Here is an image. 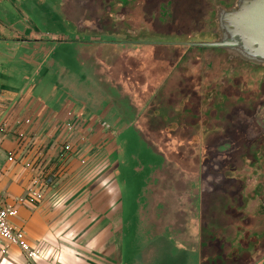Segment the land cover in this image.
<instances>
[{
  "label": "crops",
  "instance_id": "crops-1",
  "mask_svg": "<svg viewBox=\"0 0 264 264\" xmlns=\"http://www.w3.org/2000/svg\"><path fill=\"white\" fill-rule=\"evenodd\" d=\"M33 4L48 20L58 21L59 28L26 37ZM142 4V0H0V195L18 211L10 223L23 230L40 253L34 261L25 257L23 264H121L117 236L123 230L122 204L115 176L105 175L115 145L111 126L105 134L104 122L117 107L122 120L134 124L140 135L145 132L138 121L146 123V106L154 92L150 89L143 99L140 94L149 83L128 81L126 71L132 64L139 71L151 63L153 47L119 42L132 29L143 33L156 28L144 24L153 19L145 17ZM130 19L136 23L118 25ZM64 36L77 38L75 60L41 59L44 51L54 53ZM148 57L151 62L143 60ZM68 65L72 73L63 76ZM105 103L107 108L96 114ZM156 152L163 157L162 169L168 176H151L145 185L149 201L140 211L135 257L127 263L233 261L232 253L222 256L220 248L216 252L207 248L202 206L198 211L193 204L198 196L192 184L199 176L173 172L170 148ZM2 250L3 264H14L9 259L22 254L7 244Z\"/></svg>",
  "mask_w": 264,
  "mask_h": 264
},
{
  "label": "rangeland",
  "instance_id": "rangeland-1",
  "mask_svg": "<svg viewBox=\"0 0 264 264\" xmlns=\"http://www.w3.org/2000/svg\"><path fill=\"white\" fill-rule=\"evenodd\" d=\"M236 2L237 0H205L201 4V9L199 6H191L190 11L187 7V13L184 12L181 16L182 20H185L184 25L189 31L193 29V32L187 33L186 38L188 37L189 40L186 42L218 41L220 36L218 32L219 11L230 10ZM142 3L145 4L139 8L146 11L145 17L153 19L144 20V24L150 22L157 26V22L159 23L155 30L152 28V30L143 32L144 37L147 33L160 34L163 29L161 24H168L172 17L176 18L179 9L182 8L177 5L176 0H142ZM35 7L34 4L30 5L29 20H27L28 29H25L26 37L29 38L32 33H48L59 28L58 21L48 20V17H44ZM132 21L131 25L136 23L130 19V22ZM121 24L122 22L118 23L119 26ZM131 32L132 38L141 34V31L135 29H132ZM62 39V42L57 45L55 54L44 51L40 55L41 59H45L47 63L53 61V56H55V60H62L66 63L70 58L75 60L78 54L76 46H79L76 43L77 38L64 36ZM95 39L98 40V37ZM110 39L101 38L102 41H113ZM178 54L179 52H170L169 50L168 53L159 51L160 56L164 55L168 58H176ZM29 55L32 60V53ZM184 56L185 58L179 65L181 68L184 67V73H187L188 76H200L207 93H214L212 85L215 84L214 78L216 77L218 78H216L217 82L221 83L223 92H230L228 88L230 85H225L228 77H232L233 82L229 81L232 85L237 79L245 82L244 79H248L249 74L252 75L246 72L247 70H254L255 76L264 79V66L256 68L253 65H243L239 58L227 55V52L221 49H190L184 53ZM65 67L62 70L63 76L72 73L71 69H73L69 65ZM262 104H264V100L257 101L253 105L239 101L230 104L229 108L246 109L249 111L248 113L254 112L252 115L257 114L258 123L263 126L264 105L261 106ZM106 108L107 104L105 103L95 112L101 114L99 112ZM116 109L117 107L111 109L114 110L113 115L106 118L104 122L105 134L109 130L108 126H111L112 142L115 145L109 151V167L106 169L105 175L115 176L114 182L119 189L123 230L120 231L117 238L122 245L120 263L128 264L127 262L131 263L135 257V238L138 234V223L141 221L140 211L148 205L149 201V191L147 190L146 193L145 185L150 183L151 176L157 174L168 176V172L165 173L162 169L164 159L156 152L157 149L165 152L167 148H165V142L158 143L165 136L156 130L163 126L159 120L157 123L149 119V124L154 122L152 124L154 134L151 135L145 130L146 132L140 135L134 124L131 125L129 120L124 121L119 117L118 109L117 111ZM145 120L148 119L145 118ZM252 120L254 118H250V121ZM222 135H225V132ZM226 135L231 136L230 133ZM212 137L219 140L216 135ZM216 144V146L200 149H175V153H171V156L176 157L180 164L175 163L172 170L177 175L202 176L201 180L192 184V192L193 194L196 192L198 196L195 203L193 202L198 211L202 206L203 221L207 227V248L210 252H216L215 248H220L222 256L231 257L232 253L234 259L233 261L220 260L217 262L222 264H264V259L258 262L260 258L264 257V149L240 145L229 146V144L221 142ZM183 167L190 169V173L185 172ZM200 195L203 197L201 198ZM230 242L233 244L230 245ZM248 243L251 244L249 249ZM0 252L5 254L6 250H0ZM3 257L4 255L0 256V264H3ZM9 260H12L14 264H23L26 258L23 254L17 253ZM4 264L6 263L4 262Z\"/></svg>",
  "mask_w": 264,
  "mask_h": 264
},
{
  "label": "flooded vegetation",
  "instance_id": "flooded-vegetation-1",
  "mask_svg": "<svg viewBox=\"0 0 264 264\" xmlns=\"http://www.w3.org/2000/svg\"><path fill=\"white\" fill-rule=\"evenodd\" d=\"M237 2L230 10L236 7ZM115 31L120 32L121 30L115 29ZM218 32L220 35L218 40H220L222 37L220 28H218ZM180 33L183 34V31ZM122 38H125V40H121L120 38L119 42H142V40H139V36H133V38L131 36H123ZM110 40H113L109 42L111 44L117 43L116 39ZM184 41L186 42V40H182L177 44L187 46L182 44L185 43ZM148 46L152 47V45ZM151 57L152 59L157 58V52L154 48H152ZM241 61L243 65H253L256 68L264 66V64ZM138 62L142 63L143 60L141 59ZM157 63L156 61L151 62L153 67H156L153 73L155 79H158L157 74L159 73V65ZM169 70L171 74V80L169 81H172L171 89L173 90V94H171V98L169 99L170 111L161 121L164 128L160 132H164L166 135L161 140H157L158 143H168L167 148H170L171 153H175V149L180 148L200 149L207 146H216V143L219 142L229 144V146L240 145L264 149V125H259L257 114L252 115L254 112L248 113L249 111L246 109L234 110L233 108H229L230 104L239 101L253 105L257 101L264 100V79H259V77L255 76L254 70H247L246 72L252 75L249 74L248 79H244L245 82L237 79L234 81V85L229 82L230 80L233 82L232 77H228L229 79L227 78L225 85H230L228 87L230 92H223L220 81L217 82V77L214 78L215 84L212 85L214 93L206 92V89H204L205 84H202L200 76H188L187 73H184L183 66L182 68L181 66L175 68L171 65ZM160 111L161 109H157L156 112L160 113ZM250 118H254V120L250 121ZM138 123H140L139 127L143 128V130L147 131L149 129L147 127L150 125L142 120L139 119ZM223 132H225V135H222ZM229 133L231 136L226 135ZM213 135L219 137V140L217 141L216 137L213 139ZM150 137L152 138V136ZM171 153H169V157L172 159V162L180 164L176 157L171 156ZM183 168L185 169V167ZM185 170V172L190 173V169L186 168ZM201 179L202 176H199L198 180ZM252 243H255V241H252ZM257 244L259 243L257 242ZM250 245L248 243V249Z\"/></svg>",
  "mask_w": 264,
  "mask_h": 264
},
{
  "label": "trees",
  "instance_id": "trees-1",
  "mask_svg": "<svg viewBox=\"0 0 264 264\" xmlns=\"http://www.w3.org/2000/svg\"><path fill=\"white\" fill-rule=\"evenodd\" d=\"M177 1V5L181 6L182 8L179 9L180 11H178L177 13V17H172L171 20L168 22V24H161V28H163L160 34H145V37L142 35L139 36L140 39L142 41H146L141 43H125V44H137L140 46H148V45H152V47L154 48V50H156L157 52V58L153 59V61L158 62L157 64L159 65V73L157 74V78L155 79V81L152 79V76H154V68L153 65L151 63H145L143 65V68H141V70L137 71L136 66H133V68H128L127 69V73H126V78L128 81H136L137 79H139V81L141 82H148V88L147 90H145V93H141V97L143 99H145L147 96H149L150 94V89L153 90L154 92V96H153V100L151 102L148 103V105L146 106V114L149 115L148 120L146 121L147 124H149L150 120H153L155 122L158 123V120H160V123H162V118H165V115H167L168 111L170 110V98H171V94H173V90L171 89V82L169 81L171 80V74H170V66L173 65V67L177 68L179 67V63L181 62L182 59L185 58L184 53L190 49L192 50H197V47H191V46H181L177 43H180V41L182 40H189L186 38L187 33H191L193 32V29H191L190 31L187 29V27L184 25V21L182 20V16L183 13H187L186 12V8L189 7V10L191 11V6H199L201 9V4H203L205 2V0H176ZM174 2V1H172ZM180 12V13H179ZM189 14V13H188ZM173 15V13H172ZM181 16V17H178ZM188 16V15H187ZM152 18V17H150ZM188 22H189V16H188ZM186 20V21H187ZM191 20V19H190ZM158 21V20H157ZM133 23L132 22H126L123 21L122 22V26L127 27L129 24ZM156 26V24H155ZM157 26H159V23L157 22ZM156 26V28H157ZM156 28H154L153 30H155ZM159 31V30H158ZM183 31V34H181L180 32ZM131 36V35H128ZM182 39V40H181ZM121 40H125V38L121 37ZM157 42V43H154ZM185 42V41H184ZM191 42V41H190ZM124 43V42H122ZM218 49V48H216ZM165 51L166 53H168V50L170 52H179V54L177 55L176 58H168L167 56H160L159 55V51ZM137 58L132 59V61H136ZM143 60H147L148 62H151V57L148 58H143ZM164 108V109H163ZM157 109H161L160 113H157ZM166 110V112H164V110ZM150 119V120H149ZM154 123V122H153ZM152 123V124H153ZM152 124H149L150 126L147 127L149 128L148 130H151L154 132L153 130V126ZM156 124V123H155ZM162 128H164L163 126L158 129H156L157 131H162ZM163 133L164 135H166V133L164 132H160ZM247 246V244H246Z\"/></svg>",
  "mask_w": 264,
  "mask_h": 264
},
{
  "label": "water",
  "instance_id": "water-1",
  "mask_svg": "<svg viewBox=\"0 0 264 264\" xmlns=\"http://www.w3.org/2000/svg\"><path fill=\"white\" fill-rule=\"evenodd\" d=\"M218 22L220 40L182 44L218 48L241 60L264 64V0H238L234 9L219 11Z\"/></svg>",
  "mask_w": 264,
  "mask_h": 264
},
{
  "label": "built area",
  "instance_id": "built-area-1",
  "mask_svg": "<svg viewBox=\"0 0 264 264\" xmlns=\"http://www.w3.org/2000/svg\"><path fill=\"white\" fill-rule=\"evenodd\" d=\"M65 149L69 151L70 145L66 144ZM12 160L13 158H9V161ZM17 214V209L6 205L0 195V250L3 244L15 246L28 260L34 261L39 257V251L30 246L23 230L10 223V219Z\"/></svg>",
  "mask_w": 264,
  "mask_h": 264
}]
</instances>
